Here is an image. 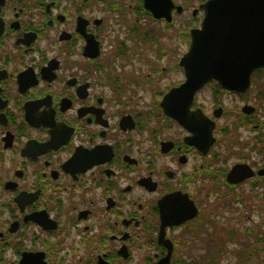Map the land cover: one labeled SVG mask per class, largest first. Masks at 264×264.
<instances>
[{
	"label": "flooded vegetation",
	"instance_id": "obj_1",
	"mask_svg": "<svg viewBox=\"0 0 264 264\" xmlns=\"http://www.w3.org/2000/svg\"><path fill=\"white\" fill-rule=\"evenodd\" d=\"M206 1L171 0L167 19L160 0H148L158 17L146 0H0V264H208L188 256L209 246L213 216L264 201V69L241 92L208 83L187 126L161 108L187 50L156 65L152 24L189 11L177 30L188 49ZM144 68L148 86L161 70L183 76L148 109Z\"/></svg>",
	"mask_w": 264,
	"mask_h": 264
},
{
	"label": "water",
	"instance_id": "obj_2",
	"mask_svg": "<svg viewBox=\"0 0 264 264\" xmlns=\"http://www.w3.org/2000/svg\"><path fill=\"white\" fill-rule=\"evenodd\" d=\"M160 1L165 6L159 8L161 15L168 19L174 5L171 0ZM145 7L159 16L148 0ZM200 9L204 17L190 31V44L179 62L184 81L161 101L164 114L183 126L194 96L208 83L241 92L249 86L250 76L264 69V0H207ZM235 172H230L228 181L235 180ZM160 264H168V257Z\"/></svg>",
	"mask_w": 264,
	"mask_h": 264
},
{
	"label": "rangeland",
	"instance_id": "obj_3",
	"mask_svg": "<svg viewBox=\"0 0 264 264\" xmlns=\"http://www.w3.org/2000/svg\"><path fill=\"white\" fill-rule=\"evenodd\" d=\"M176 1L181 3L183 0ZM189 15L188 11L178 18L176 17V21L170 27L164 24H152V27H158L163 35L159 40L161 58H158V61L155 63L161 68L167 66L173 68L187 50L185 39L181 35V31L177 30H183L181 25L185 21L187 22ZM164 50L167 54L170 51L173 53L168 56H163L165 54L163 52ZM149 52L151 55L157 54V49L149 48ZM147 72V68H144L142 69V73H139V75L144 78V91L142 97L143 103L145 102V109L151 107V104L155 100V98L151 96L153 91L156 93L158 89L168 88L172 84L183 79L178 69L161 70V74L156 75L154 80L149 82L153 83V85L148 86V84L145 83L148 79L146 78ZM211 103H213V97L210 91L200 95L198 98V105L203 106L205 110L211 108ZM225 104L229 108H233L240 105L241 102L235 99L228 101V98H226ZM234 161V159H231L228 163L231 165ZM209 162L213 163L214 159L209 158ZM215 198H218V196H215ZM246 199L245 202L247 206L245 208H238L235 205H231L232 197L229 199L211 200V205H216L219 202L218 206L229 204L232 209L230 211L220 210V217L213 216V222L205 229V235L200 241L207 243L209 246H190L191 255L188 256L189 258L204 255L207 257L208 262L213 260L215 264H264V201L261 202L258 198H253V194H249L248 198L246 196ZM249 228L253 230L257 229L256 231H258V233L255 234L254 232L246 236L245 232ZM184 249L188 252L187 247ZM181 251L183 250L180 248L177 253L179 254ZM209 254L213 255L211 259L209 258Z\"/></svg>",
	"mask_w": 264,
	"mask_h": 264
},
{
	"label": "trees",
	"instance_id": "obj_4",
	"mask_svg": "<svg viewBox=\"0 0 264 264\" xmlns=\"http://www.w3.org/2000/svg\"><path fill=\"white\" fill-rule=\"evenodd\" d=\"M209 256H210L209 258L211 259V257H212L213 255L209 254ZM208 264H215V261H213V260L211 261V260H210V261L208 262Z\"/></svg>",
	"mask_w": 264,
	"mask_h": 264
}]
</instances>
